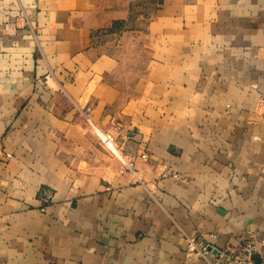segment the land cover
Returning a JSON list of instances; mask_svg holds the SVG:
<instances>
[{
	"label": "crops",
	"instance_id": "0c3cea01",
	"mask_svg": "<svg viewBox=\"0 0 264 264\" xmlns=\"http://www.w3.org/2000/svg\"><path fill=\"white\" fill-rule=\"evenodd\" d=\"M96 2L0 0V264H208L188 237L264 235V0H148L123 57Z\"/></svg>",
	"mask_w": 264,
	"mask_h": 264
},
{
	"label": "rangeland",
	"instance_id": "374dc122",
	"mask_svg": "<svg viewBox=\"0 0 264 264\" xmlns=\"http://www.w3.org/2000/svg\"><path fill=\"white\" fill-rule=\"evenodd\" d=\"M124 1L125 0H97L96 2L97 7L101 10L100 15L97 16L98 26L96 30H94L97 45L99 49H109L110 52L119 57L131 53L132 47H130L131 43L129 41L137 40L136 33L138 31V36L142 35V30L144 26L148 24L149 14L151 12L147 4L148 0H145V4L140 3V0ZM122 3L123 5L127 3L128 9L131 11L129 17L118 18L108 16L112 10L124 7ZM105 6L112 7L105 8ZM126 41L129 46H126ZM113 129L116 131L118 127H114ZM127 137H133V133L127 135Z\"/></svg>",
	"mask_w": 264,
	"mask_h": 264
},
{
	"label": "built area",
	"instance_id": "2783aa9c",
	"mask_svg": "<svg viewBox=\"0 0 264 264\" xmlns=\"http://www.w3.org/2000/svg\"><path fill=\"white\" fill-rule=\"evenodd\" d=\"M95 130L103 146L118 158L122 168L132 171L133 161L125 159V156L117 150L112 135ZM247 234L248 238L245 240L235 245H227L216 250L214 254L211 249L200 245L194 237L187 238L186 248L190 254L201 256L208 264H264V235L255 231H248Z\"/></svg>",
	"mask_w": 264,
	"mask_h": 264
}]
</instances>
